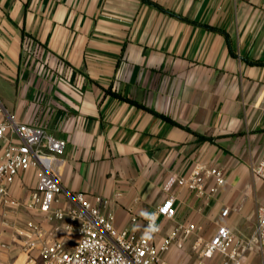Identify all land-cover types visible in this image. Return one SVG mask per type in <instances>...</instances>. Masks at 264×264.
Instances as JSON below:
<instances>
[{"label": "crops", "instance_id": "0c3cea01", "mask_svg": "<svg viewBox=\"0 0 264 264\" xmlns=\"http://www.w3.org/2000/svg\"><path fill=\"white\" fill-rule=\"evenodd\" d=\"M0 101L66 142L61 206L67 194L101 196L118 230L140 232L173 197L158 240L189 224L204 240L219 224L253 234L264 205V0H0ZM199 166L222 171L216 195L181 184ZM11 197L18 206L0 205V264H41L43 243L70 235L39 214L36 171ZM195 240L165 260L196 264Z\"/></svg>", "mask_w": 264, "mask_h": 264}, {"label": "built area", "instance_id": "2783aa9c", "mask_svg": "<svg viewBox=\"0 0 264 264\" xmlns=\"http://www.w3.org/2000/svg\"><path fill=\"white\" fill-rule=\"evenodd\" d=\"M32 46L33 41L26 39V47L31 49ZM0 143H3L0 205L18 206L11 197L12 187L21 174L34 170L37 189L41 193L39 214L48 223H59V228L70 235L62 240L43 243L41 264H169L164 255L172 246L184 249V239L190 236H196V264H264V205L257 211V225L250 237L237 235L229 227L219 224L211 238L204 240L200 235L202 228L189 224L175 227L171 235L158 240L162 233L159 219L173 220L176 217L173 197L164 200L145 220L142 231H120L114 225L113 215L103 211L108 201L101 196L91 201L82 192L67 194L71 204L67 207L60 205V197L64 195L60 172L65 165L62 157L66 142L48 135L42 127L17 121L1 101ZM256 174L264 179V156ZM209 179L215 181V186L206 189ZM181 184L201 197L209 198L218 193L225 179L220 169L199 166L189 179H182ZM229 213V209L224 210L222 217ZM27 226L32 233H40L35 222L31 221ZM32 233L27 235L30 240ZM35 245V242L29 243L30 248Z\"/></svg>", "mask_w": 264, "mask_h": 264}, {"label": "trees", "instance_id": "16d2710c", "mask_svg": "<svg viewBox=\"0 0 264 264\" xmlns=\"http://www.w3.org/2000/svg\"><path fill=\"white\" fill-rule=\"evenodd\" d=\"M119 96V95H118ZM119 97H121V96H119ZM125 101H127V102H130V103H134L133 101H131L130 99H128V98H124V97H122Z\"/></svg>", "mask_w": 264, "mask_h": 264}]
</instances>
